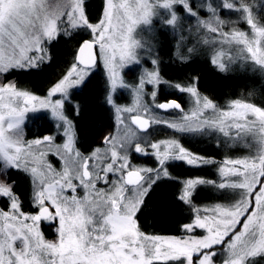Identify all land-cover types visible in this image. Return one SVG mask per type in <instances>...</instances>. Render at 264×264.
Instances as JSON below:
<instances>
[{
  "label": "snow or ice",
  "instance_id": "1",
  "mask_svg": "<svg viewBox=\"0 0 264 264\" xmlns=\"http://www.w3.org/2000/svg\"><path fill=\"white\" fill-rule=\"evenodd\" d=\"M100 8L93 22L88 0H0V264H217L221 254L220 264H264V107L235 99L222 108L199 93L198 78L187 86L175 85L193 97L190 111L176 100L156 103V91L150 94L156 109L179 110L178 119L163 120L140 101L146 85L162 82L155 52L160 34L168 31L177 33L181 46L192 42L189 53L197 52V45L209 46L210 62L221 72L237 60L264 72V0L259 9L252 0H209L207 18H201L193 0H102ZM225 13H235L236 19ZM187 18L195 23L185 24ZM239 21L250 31L239 29ZM83 31L90 38L82 40L74 62L45 96L9 79L50 62L55 41ZM97 56L107 73L105 102L114 109L122 132L104 137L103 148L85 155L75 147L65 104L72 103L70 90L86 86ZM146 58H151L152 69H144L138 83L129 85L122 73ZM129 87L136 106L116 104L115 92ZM41 111L57 121V134L27 139L28 114ZM73 111L79 114L78 104ZM154 124L215 137L226 151L248 150L246 156L219 164V182H184L178 199L189 206L197 185H213L222 196L238 197L229 204L193 209L194 217L182 230L191 234L202 229V236L164 237L141 228L138 213L157 182L169 176L168 162L216 163L177 139L151 142L149 128ZM59 133L65 140L58 145ZM49 154L62 161L61 170L46 160ZM133 154L151 155L158 166H135ZM16 173L30 181L35 212L24 209L12 182ZM42 222L53 226L55 239L45 237Z\"/></svg>",
  "mask_w": 264,
  "mask_h": 264
},
{
  "label": "trees",
  "instance_id": "2",
  "mask_svg": "<svg viewBox=\"0 0 264 264\" xmlns=\"http://www.w3.org/2000/svg\"><path fill=\"white\" fill-rule=\"evenodd\" d=\"M102 0H88L89 13L93 22L99 16ZM198 10L205 7L199 0H193ZM199 13H203V10ZM179 12V11H178ZM179 14V13H178ZM165 32L160 34V42L155 55L159 57L158 72L161 83L157 85L156 103L176 100L181 107H186V92L179 91L175 85L187 86L195 82L202 96H207L222 108L235 99L247 100L264 107V85L257 80L249 79L247 75L235 70L221 72L211 62L212 52L203 56L187 51L192 42L185 41L181 46L175 39L177 34ZM86 39L83 35L75 38H60L51 47V61L30 71L15 72L9 79L14 80L18 87L28 90L37 96H44L50 87L59 80L74 62L77 47ZM186 59H181V56ZM151 58L147 60L149 63ZM106 77L101 69H97L87 80L86 86L72 89V103L67 104V115L72 119L75 133L76 148L88 155L97 147H101V138L112 133L114 129V114L112 107L105 102ZM253 80V81H251ZM121 99V98H120ZM73 104L79 105V114L73 111ZM158 112H162L157 109ZM178 112L177 110H174ZM73 112V114H72ZM71 113V114H70ZM163 113V112H162ZM39 117V118H37ZM54 125L46 112L28 115L25 137L33 139L45 134H53ZM167 134H159L157 139L168 138ZM177 139L186 149L200 156L218 160L224 148L217 146L213 137L190 136L183 134ZM131 162L141 167H156L158 165L153 156H131ZM169 176L160 179L146 198L145 206L138 213L142 230L149 234L164 237L182 235V225L191 222L195 215L193 209L199 206H209L223 201L222 195L213 191L210 186L196 189L192 196V205L179 201L184 182L188 179L213 180L215 164L190 166L182 161H170L166 165ZM14 182L20 193L25 211H29L30 182L22 173H16ZM194 213V215H193ZM49 235V230L46 231Z\"/></svg>",
  "mask_w": 264,
  "mask_h": 264
},
{
  "label": "rangeland",
  "instance_id": "3",
  "mask_svg": "<svg viewBox=\"0 0 264 264\" xmlns=\"http://www.w3.org/2000/svg\"><path fill=\"white\" fill-rule=\"evenodd\" d=\"M200 1H201V4H205V7L202 8L203 13H200V16H201V18H207L206 4L209 2V0H199V2ZM252 3L254 4V6L257 9H259L260 0H252ZM177 10L179 11L178 12L179 15L181 17H184V13L179 9V7H178ZM199 10H201V9H199ZM262 14H264V13H262ZM225 15L228 16V17H230L233 20L236 19V14L235 13H225ZM184 23L185 24H189V23L194 24L195 21H194L193 18H187V19L184 20ZM236 26L239 29L243 30V31H250L249 28H248V25L246 23H243L242 21L237 22ZM169 32H171V31H169ZM172 33L173 32H171L170 34H172ZM173 34H177V33H173ZM81 35L85 36L86 39H89L90 38V36L87 33V31H83L81 33ZM202 38H207V37L205 36V37H202ZM186 41H188V40H186ZM190 47H192V46H190ZM197 48L200 51L198 54H201L203 56L207 55L211 51L210 48H209V46H207V45H197ZM147 60H149V58L144 59L142 61V64L141 65L133 66V69H134L133 71H128V69H125L124 70V72L122 73V75L124 77V80L129 85H133V84L138 83L139 77H140V75H141V73H142V71L144 69H148V70H151L152 69L153 65L151 63H149ZM97 69H101V71L104 73V75H105V77L107 79V73H106V70L104 68L103 60L99 56H97V66H96V68L94 67V69L92 68V70H91V72L89 74V77ZM233 70H235L238 73L240 72L242 74H245V75L248 76L249 79L257 80V82H259V83H261V84L264 85V72H261L258 68H255L254 69L253 68V65L251 64V62L242 63L241 61L237 60L229 68V71L230 72H232ZM253 80H251V81H253ZM153 90H155V91L157 90V85H155V86H153V85H146L145 86V88H144V93L145 94L143 96H141V98H140L141 103L149 105L151 107L152 112H154L155 114H157L163 120H169V121H171V120L178 119L181 116L180 111L174 112V114H172L170 116L167 115V114H165V113H162V112H158L157 111V109L153 105L152 97L150 95ZM71 91L72 90H70V92ZM55 98H57V97H54V99ZM114 99H115L116 104H118L120 106H125V107H135L136 106V94L134 93V91L132 90L131 87L118 89L115 92V94H114ZM67 104L68 103L65 104V113L66 114H67ZM192 108H193V97H191V95L187 93V95H186V107H185L184 111L185 112L190 111ZM112 110H113V114H114V123H115V125H114V129H113L112 133L107 134L109 136L110 135H119L122 132L121 127L118 125V121L116 119V115H115L114 109L112 108ZM41 112H46L48 114L50 120L53 122V125H54V132H53V134H57V128H56L57 121H55L51 117V115H50V113L48 111H41ZM30 114H35V113H29L28 115H30ZM72 114H73V112H72ZM157 133H159L161 135L162 134H167L166 136H168V138H165V139H157V140L154 141V137L157 135ZM107 135H104L99 142H102L103 143L104 137H106ZM181 135H183V134L175 132L173 129L168 128L165 124H154V125H152L149 128V136H148V139L151 142H158V141H161V140L173 139L172 137L175 138V137H179ZM188 135L194 136V135H191V134H188ZM213 138L216 140L215 137H213ZM64 140H65V137L63 136V134L62 133H59L57 135L56 144H58V145L59 144H63L64 143ZM103 147H101V148H103ZM149 151H151V150H149ZM53 152H55V149H53ZM248 154H249L248 153V150L247 149H244V148H241L239 150L232 149V150H227V151L224 149V151H223V153H221L219 159L216 160L215 167H214V169H215L214 170L215 171V175L213 176V178H212L213 180L212 181H216V182H219L220 181V177H219V174H218L217 169H218L219 164L225 158H228V157H230V158H241V157L246 156ZM137 156L140 157V156H151V155H137ZM46 160L52 165V167L54 169H56L57 171L61 170V168H62V161L56 155L49 154V155L46 156ZM133 165H135V164H133ZM208 165H212V164H208ZM135 166H137V165H135ZM22 175H24V174L22 173ZM204 186L205 187L210 186V188L213 191H216L217 193H220V191L217 190L213 185H208V184H205V185H197V187L195 188V190L198 189V188H200V187H204ZM29 188H30L29 189V207H30V210L27 211V212H30L31 213V212H35V208L30 204L31 184H30V187ZM219 198H221L223 200V201L220 202L221 204H229V203L234 202L235 199H237L238 197L235 196V194H231V195L222 196V197H219ZM215 204H217V203H214V204L209 205V206H205V205L199 206V205H197V208L202 210V209H204L206 207L210 208V207L214 206ZM0 206H2V202H0ZM193 215H194V213H193ZM48 225H49V223L46 222V226H48ZM52 228H53V226H52ZM204 234H205L204 233V230H202V229H196V231L194 233H191V234L185 233L183 231L182 232V235L177 236V238H181V237L187 238L189 235H192V236H195V237H199V236H202ZM46 238L47 239H50V240L51 239H55V232L54 231L53 232L51 231L50 234H49V236L46 237ZM222 259H223V255L222 254L221 255H218L216 257L217 264H220V262L222 261Z\"/></svg>",
  "mask_w": 264,
  "mask_h": 264
},
{
  "label": "flooded vegetation",
  "instance_id": "4",
  "mask_svg": "<svg viewBox=\"0 0 264 264\" xmlns=\"http://www.w3.org/2000/svg\"><path fill=\"white\" fill-rule=\"evenodd\" d=\"M96 66H97V63H96V65H95V68H96ZM93 69H94V67H93ZM163 113H165V114H167V115H172V114H174V112H176V111H174V110H167V111H162ZM107 136H109V135H107ZM102 143V142H101ZM104 145H103V143L101 144V147H103ZM46 222H42V224H41V229H42V231H43V233H44V235H45V237H48L49 235L46 233V231H48L49 230V232H53L54 231V229L52 228V225L51 224H49L48 226H46Z\"/></svg>",
  "mask_w": 264,
  "mask_h": 264
},
{
  "label": "water",
  "instance_id": "5",
  "mask_svg": "<svg viewBox=\"0 0 264 264\" xmlns=\"http://www.w3.org/2000/svg\"><path fill=\"white\" fill-rule=\"evenodd\" d=\"M161 111H165V110H161ZM177 111H179V110H177Z\"/></svg>",
  "mask_w": 264,
  "mask_h": 264
}]
</instances>
